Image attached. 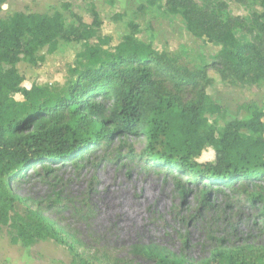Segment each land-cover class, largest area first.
I'll use <instances>...</instances> for the list:
<instances>
[{
	"label": "trees",
	"instance_id": "obj_1",
	"mask_svg": "<svg viewBox=\"0 0 264 264\" xmlns=\"http://www.w3.org/2000/svg\"><path fill=\"white\" fill-rule=\"evenodd\" d=\"M5 1L0 0V8ZM156 1L160 0L148 3ZM163 1L182 17L191 34L220 45L211 64L181 73L162 53L131 35L113 47L106 44L107 37L88 44L94 32L81 25L67 27L59 12L17 11L0 18V228L16 230L12 244L27 247L51 239L66 249L71 264H98L76 248H88L89 243L57 227L39 207L16 212L14 205L21 199L12 181L39 167L44 169L43 182L54 187L57 179L48 168L52 161L74 155L82 161V153L141 133V159L169 173L209 182L202 184L198 210L189 218H173L183 225L201 224L209 248L204 257L192 259L187 234L178 252L154 242H136L125 255L105 258L104 264H264V186L255 182L264 178V110L245 104L247 115L227 120L215 134L206 115L223 111L205 95L208 68L229 83L264 79V0H252L261 12L251 14L249 21L240 15L222 18L194 0ZM238 31L250 37L239 38ZM59 39L84 43L65 95L37 84L23 87L17 64L39 65L44 61L39 52L43 48L53 52ZM15 94L22 99H15ZM244 129L255 135L244 137ZM206 145L215 152L210 163L197 161ZM235 184L252 190L235 200L212 203L211 194L219 192L212 185L233 190ZM177 187L186 193L184 186ZM43 203L62 211L69 208L60 190L37 205ZM85 207L87 203H80L75 211L84 222Z\"/></svg>",
	"mask_w": 264,
	"mask_h": 264
},
{
	"label": "rangeland",
	"instance_id": "obj_2",
	"mask_svg": "<svg viewBox=\"0 0 264 264\" xmlns=\"http://www.w3.org/2000/svg\"><path fill=\"white\" fill-rule=\"evenodd\" d=\"M194 1L222 18L240 15L249 21L251 14L261 12L257 2L252 0ZM17 11L59 12L67 27L81 25L94 32L95 35L87 39L88 44L107 37L106 44L113 47L125 35H131L162 53L181 73H192L211 64L220 50V45L191 34L182 17L168 9L163 0L152 4L148 0H6L0 8V18L6 19ZM237 36L250 37L248 34L244 36L242 31H238ZM83 49L82 40L59 39L53 52H47L46 48L39 52L44 56L39 65L20 61L17 69L23 78L22 86H47L52 93L65 95L68 84L75 79L77 55ZM207 74L209 83L205 85V95L219 104L223 111L206 115L210 130L215 134L227 120L247 115L243 108L245 104H255L264 110V79L255 84H240L222 81L212 68H208ZM14 97L22 99L19 94ZM241 133L244 137L255 135L245 129ZM143 146L141 133L129 134L114 138L109 146H97L82 153V161H77L76 155L52 161L48 168L56 176L55 188L43 182L44 169L35 167L27 170L23 177L12 181L21 199L15 203L14 209L25 214L39 207L57 227L75 234L81 242L89 243L88 248L80 245L76 248L98 264L106 263L108 259L105 258L111 259L115 254L125 255L127 248L136 242H154L178 252L182 237L187 234L191 245L189 256L194 260L204 257L209 243L201 231V224L183 225L173 218L191 217L201 206L202 184L209 182L191 180L179 172L169 173L165 168L141 159L139 153ZM214 159V150L206 145L197 161L210 163ZM255 182L264 186V178ZM178 183L186 188L184 195L177 187ZM212 186L219 191L210 196L214 204L235 200L237 196H243L244 191L252 190L249 185L240 184H235L233 190ZM57 190L61 191L68 209L47 208L44 203L37 205ZM80 203H87L83 209L87 210L86 222L75 212ZM15 233L16 230L8 226L0 228V251L5 250L8 244L12 245L10 238ZM40 241L31 244L33 252L54 250L52 242ZM11 250L15 249H8ZM65 250L57 247L54 251L59 257Z\"/></svg>",
	"mask_w": 264,
	"mask_h": 264
},
{
	"label": "crops",
	"instance_id": "obj_3",
	"mask_svg": "<svg viewBox=\"0 0 264 264\" xmlns=\"http://www.w3.org/2000/svg\"><path fill=\"white\" fill-rule=\"evenodd\" d=\"M52 242V246L54 250L56 248H60L62 246L58 245L51 239H45L40 242ZM32 245L27 247L16 246L14 244L6 245V249L0 251V264H3V261H7L5 264H71V256L65 250L62 251L60 256L58 257L54 250L51 252H33L31 249ZM8 249H15L8 251ZM9 252H13L14 254L10 255ZM40 256H43L40 258Z\"/></svg>",
	"mask_w": 264,
	"mask_h": 264
}]
</instances>
